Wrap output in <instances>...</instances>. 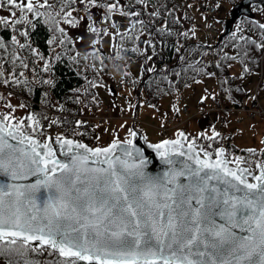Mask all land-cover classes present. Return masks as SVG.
<instances>
[{
	"label": "snow or ice",
	"instance_id": "snow-or-ice-1",
	"mask_svg": "<svg viewBox=\"0 0 264 264\" xmlns=\"http://www.w3.org/2000/svg\"><path fill=\"white\" fill-rule=\"evenodd\" d=\"M60 3L57 11L50 0H0V9L8 11V15H0V27L25 38L22 42L16 34L11 35V52L8 42L0 39L4 54L0 56V84L29 86L25 71H18L34 72L27 58L20 55L19 50L25 48L43 62V72H50L51 62L27 39L29 29L41 19L54 33L48 43L58 48L74 45L68 28H79L83 22L97 37L92 40V55L101 64L102 50L97 46L103 36L113 40L119 37L113 45L116 59H124L121 51H141L135 42L145 33L149 39L144 43L155 54L153 32L148 29L154 27L162 12L150 0H129L126 6L122 0ZM146 10L149 19H141ZM95 11H100V22L107 26L97 27ZM117 14L129 20V27L123 31L114 20ZM258 27L264 30V23ZM155 32L173 34L166 20ZM179 35L187 37L188 33ZM129 41L134 46L125 49L123 44ZM250 42L264 51V43ZM146 52L144 49L141 54ZM79 56L76 53L72 61L78 63ZM241 56L247 57V51L229 59ZM52 59L61 60L55 48ZM8 63L11 69L5 68ZM146 70L154 71L151 67ZM193 70L205 72L204 67ZM248 71L245 63L240 75ZM206 74L215 75L210 71ZM40 82L52 84L51 79ZM7 107L8 112H0V173L12 180L42 176L32 184L0 183V258H6L7 264H40L30 254L44 253L57 257L47 264H264V163L256 164L259 173L255 174L241 166L245 163L242 158L230 159L224 148L213 153L208 150L211 145L197 147L194 139L179 132L176 139L148 144L165 166L161 174L152 175L147 171L150 157L134 143L137 133L131 128L126 129L128 138H114L107 147L92 148L58 136L57 143L69 156L64 162L51 143L25 135L22 128L26 120H17L12 115L15 108ZM27 123L31 133L44 135L35 114L28 115ZM201 136L212 141L220 133L213 130L210 136ZM41 188L50 192L42 204L36 197Z\"/></svg>",
	"mask_w": 264,
	"mask_h": 264
},
{
	"label": "trees",
	"instance_id": "trees-1",
	"mask_svg": "<svg viewBox=\"0 0 264 264\" xmlns=\"http://www.w3.org/2000/svg\"><path fill=\"white\" fill-rule=\"evenodd\" d=\"M209 1L210 0H201V3L206 4ZM230 1L231 3H234L236 0ZM50 2L54 4L55 9L58 11L61 6L60 0H50ZM128 2L129 0H126L125 6ZM150 2L153 7L159 6L162 12L161 17L156 18L154 27L148 29V31L153 32V43L156 45L155 54H153V49L144 43L145 40L149 39L146 33L143 35L144 41L142 44L138 41L135 42L138 44L141 51L136 53L131 51H124V53L121 52V56L124 57L123 60L115 58L117 50L114 47L112 50L111 48L106 50L100 39V43L97 47L102 50L103 64H101L100 59H97L92 55L94 51L93 46L91 50L86 52L83 50H75V53H70L66 48H59L58 53H61V60L57 61L52 59V61H50L51 70L50 72L45 73L42 70L43 62H39L37 57L32 55L30 51L25 48L19 50L20 55L27 58L26 62L29 63L30 69H34V72L38 71L39 80L31 79L30 72L32 71L27 70L28 73L25 74V76L30 82L29 86L13 85L12 87L26 94V97L30 100L34 110L44 109L45 111V105L52 103V100L46 99V92L44 93L45 86H48L52 91L53 97L58 98V103H56L54 108H52L53 106L50 107L52 110H56L54 115L50 112L47 114L48 123H52V121H56V123L63 122L64 124L62 128L66 133L69 132L78 137L80 136L89 139L90 135L96 133L97 128H95L96 124L88 125L87 121L89 118L88 115L85 114L88 111H99L98 109L101 108L100 104L102 103V97L97 91V86L92 87L91 83H97L98 81L109 82V76H114V74L110 73L118 71L117 74L127 83L132 84L138 92L143 89L146 94L145 100L148 103L153 104L164 94L178 93L179 87L184 86L191 80L213 70V63L210 60L207 61L208 59L205 58L208 49V41H202L197 38L196 35L193 36L192 33L194 32V27H187V23L189 20H192L194 16L192 13L186 11V6V9H183L185 10L184 14H177V8L180 3L181 5H185L187 1L150 0ZM138 7L139 6H137V8ZM261 7L262 2L258 0L251 2L252 11H256L257 9L260 10ZM41 11H43V9H41ZM141 19H149L147 10L144 12ZM165 20L167 21V26L173 33L172 35H160L155 32V29L160 28ZM226 21L227 19L224 17L220 24V26H222L220 33L221 37L215 44V47H217L218 50L217 63L220 64V67H217V69L219 80H221V86L228 92V101L238 103L239 97L246 93V89L243 87L242 77L248 74L251 70L256 69L259 71L261 68H263L264 75V51L257 49L255 45L250 42L255 41L257 44L264 43V30L258 27V25L263 22L253 14L241 13L235 18V20L231 21L232 26L227 30ZM102 25L103 24H98L97 22V27H101ZM29 31L30 37L27 38L28 42H30L32 47L36 48L46 59H48V56L50 53L52 54L53 49V46L50 45L48 41L54 35V33L50 31V26L45 24L43 19H41L40 22L36 23V27L34 29L30 28ZM182 32H187L188 36L184 37L179 35V33ZM233 33L236 34L235 37L232 35ZM13 34L19 36L18 33L13 32L12 29L0 27V39H4L8 42L10 45L9 52L13 50L10 39ZM68 34L71 35L69 32ZM240 36H243L244 40H240ZM19 39H21L22 42L25 41L24 37H19ZM95 39H97L96 36ZM118 41L119 37H117L116 40H113L114 44ZM245 41H248V43ZM123 46L125 49H131L134 44L129 41L125 42ZM177 48H180L179 52H177ZM144 49H147V52L141 54ZM245 51L248 53L247 57L241 56L237 59H229V57L236 56L237 53H243ZM76 53H80L78 63L71 59ZM125 53L127 54L124 55ZM3 55V52H0V56ZM85 55L88 56V59L86 60L83 58ZM147 56H152L156 63L155 66L151 67L154 69L152 72L146 70L148 68ZM133 57L143 60V68L140 75L134 74L129 69V59ZM181 57H184V59L182 60ZM5 58L7 59L8 57ZM233 61H238L240 64V69L239 71L237 70V72L232 71L228 66L230 65V62ZM245 63L248 65L249 71L241 76L240 74L241 71L243 72ZM92 65H94V67ZM117 65H119L118 68ZM189 65H192V67H189ZM200 67H204L205 72L197 74L193 69ZM18 71H25V69H18ZM176 73H180V75L178 76ZM87 74H91L92 76L87 78ZM47 78L52 80V84H44L40 82ZM46 110L49 111L48 109ZM27 115H29V113ZM77 121H81L82 123L77 125ZM45 123L46 119L42 122V125H45ZM103 123H106V121ZM24 128L31 131V128L29 129L26 126ZM228 129V132H233L234 127L229 126ZM218 132L220 133V137H217L212 141L202 137V133L197 136L196 140L205 146L211 145L210 148L212 149L223 141L227 143L229 147L231 146L230 143H233L234 149L238 148V150L242 149L243 151H248L250 149V147L249 149L244 146L239 147L238 143L232 140V133H229L228 136L223 131L219 130ZM228 138H231V142H229L230 140ZM254 150L253 153H260V159L264 160V146L261 150H257V148ZM41 256L42 255L36 254L34 259L40 261V264H44V262L47 264V262L50 261L47 257L44 260H41Z\"/></svg>",
	"mask_w": 264,
	"mask_h": 264
},
{
	"label": "rangeland",
	"instance_id": "rangeland-1",
	"mask_svg": "<svg viewBox=\"0 0 264 264\" xmlns=\"http://www.w3.org/2000/svg\"><path fill=\"white\" fill-rule=\"evenodd\" d=\"M215 1V0H214ZM123 4H126V0H122ZM236 2V1H235ZM216 3L219 5H222L221 7H218L217 10L213 12H207L206 8L204 6L199 5L197 0H191L187 4L190 5V9L192 10L194 14V18L192 20H189L187 23V27H194V32L196 33V37L201 39L202 41L208 40V31H214L213 28H207L205 26H202V23L209 24L208 21L215 20L217 22V25L222 23V19L224 17L226 19L231 16L233 3H231L230 0H216ZM186 7L184 5H179L177 8V14L182 15L185 13ZM189 12V11H187ZM190 13V12H189ZM253 15L257 17L261 22L264 23V3H262V7L257 9L256 11H252ZM0 15H8L7 9H0ZM100 11H95L94 16L98 22V24H101L100 22ZM114 20L119 24L120 30H123L125 28H128L129 26V20L126 17H121L119 14H117L114 17ZM232 23V22H231ZM231 25V24H230ZM66 28L68 26L62 25ZM107 25H102L101 27H105ZM232 26V25H231ZM68 32L71 34L70 37L75 41L74 45H69L66 47V49L70 53H75V50H83L88 51L92 48V40L95 39V35L92 33H89L87 31L86 26L84 23H81V26L76 29L68 28ZM58 34V33H57ZM56 34V35H57ZM139 34V33H138ZM78 37H82L83 39H78ZM219 39H220V32H219ZM19 38V36H18ZM216 38V37H215ZM219 39L217 41H219ZM143 35L140 38L139 43H143ZM213 42V39L211 40ZM216 41V42H217ZM102 45L106 50L113 49V39L110 36H103L101 38ZM215 42V43H216ZM53 49L55 48L56 52L59 51V48L56 47V44H52ZM71 48L72 50H69ZM213 55L212 60L214 62V65L217 64L218 58H217V47L211 46ZM52 49V50H53ZM64 49V48H63ZM74 51V52H73ZM124 53V51H121ZM125 53L124 55H126ZM48 60L52 61V54L50 53L48 56ZM148 68L153 67L156 65L154 59L148 60ZM209 61V59L207 60ZM42 62V61H39ZM19 62L17 61V64ZM230 65L232 71L237 72V70L240 69V64L238 61L230 62ZM262 66V65H260ZM11 64L8 63L5 65L6 69H11ZM115 67V66H114ZM143 68V60L137 59V58H130L129 59V69L136 75H140L141 70ZM116 69V68H115ZM117 70V69H116ZM118 72V71H117ZM117 72L110 73L114 74L116 76H120L117 74ZM242 72V71H241ZM27 70H25V74H27ZM39 73L38 71L30 72V78L39 80ZM92 75L87 74V78H90ZM260 77V70H251L242 77V83L244 89L247 91L248 98L244 97V100H248V107H251V110L246 109H231L228 110V113L226 114L224 118L225 127H234L233 129V136L234 140L238 143V145H242L244 147H247L249 149H256L261 150L264 146V108L261 107V105L264 106V86H260V89L257 93V99H259V102L255 106L253 105L252 98L256 96V90L255 85L259 82ZM109 78H112V75L109 76ZM24 79L21 77V80ZM49 79V78H47ZM97 86V91L99 95L102 97V100H107V103L112 107V111L115 113H119L121 108H126V111L133 110L132 106V100L137 103V100L139 99V94L141 95V103L140 107L138 109V113L140 116H142L143 121L142 125L145 127V131L148 135V137L152 139H159L160 137H163L166 135L162 134L160 132V124H162L166 117V113L169 111H175L179 114H181L184 118L182 124L185 128H187L191 134H196L197 132L203 130L205 132H212L213 130L217 131L216 129V123H214L215 119L216 121L220 117V112L218 108L216 107V102L220 100L221 91L219 92L220 95L217 98V100H214V94L218 92V81L216 80V76H208L206 73L204 75H201L194 80H191L186 86L185 91L188 92L187 101L190 103V113H192L190 116H185L181 110L180 105L182 104L183 100L182 97L179 96L177 93H168L164 94L157 103H147L145 100V92L142 89L140 92L132 86V84H129L127 82H124L123 86L115 88L112 85V82H105V81H98L95 83ZM46 92V99L52 100L51 104L45 105V108L48 109L47 111L45 109L40 110H34L33 106L30 103V100L27 99L26 94L22 93L18 89H14L12 86H6L3 84H0V97H3L4 99H0V105H4V107H0V112H8L9 108L7 105H12L15 108V111L12 112V115L18 119H25L27 120L28 113L29 114H35L37 119L40 120V125L43 128V133L45 134L47 124H49L50 129L54 131L55 133H62L63 130V122H57V123H48V112H50L52 115L56 112V110H52L50 107L56 105L58 103V98H54L52 95V91L48 86H45L44 93ZM11 93V95H8ZM243 100V99H242ZM20 104H24L25 107L21 108L19 107ZM261 104V105H260ZM205 106L210 107L211 110L209 111H200L199 107ZM111 110V108H110ZM188 114V113H185ZM51 115V116H52ZM241 115V118L238 120L236 117ZM45 125H42V122L45 121ZM128 120H126L124 117H116L112 119L109 123H107L108 127L110 129H106L105 125H97V133L93 137L90 135L89 140L92 142H97L98 144H104L109 142V137L114 134H125L127 133L126 129H128ZM121 125H124V127H121ZM30 127L28 126V123L24 125V127ZM177 129L175 128L173 130V133L175 134ZM229 131V129H227ZM170 133V131H168ZM202 133V132H201ZM43 136V135H42ZM122 136V135H120ZM231 146H228L227 151L229 154H231L233 157H240L247 161V163L253 165L256 167L257 160L260 159V153H253L249 151H243L242 149L238 150V148L234 149L233 143H230ZM256 147V148H254ZM216 148V147H215ZM214 148V149H215ZM262 160V159H261ZM31 258L33 260L36 254H30ZM47 257L48 260L53 261L57 259L55 256H49L48 253H44L41 256V260L45 259ZM0 264H7L6 258H0ZM45 264V262H44Z\"/></svg>",
	"mask_w": 264,
	"mask_h": 264
},
{
	"label": "water",
	"instance_id": "water-1",
	"mask_svg": "<svg viewBox=\"0 0 264 264\" xmlns=\"http://www.w3.org/2000/svg\"><path fill=\"white\" fill-rule=\"evenodd\" d=\"M252 1H255V0H238V1L234 2L233 8H232V12H231V16H230L228 22H230L231 20H234L235 17H237L241 13H245V12L251 13L250 2H252ZM259 1L264 3V0H259ZM227 25H228V29H229V26H230L229 23H227ZM12 123H16V121H12ZM131 127L137 133V137L133 138L134 139V143L136 144L137 147L142 148L144 150L145 154L150 157V161L151 162L149 164V167H148L147 171L150 174H152V175L161 174L165 170V166L160 163L159 158L155 155V151L153 149L149 148L148 144L159 143L161 140H164V139H176L177 138V134L179 132H183V133H185L186 136L189 137L187 130H185L184 128H180L178 130V132H176L175 135L167 136L165 138H160V139H157V140H155V139L152 140L149 137H147L145 132H144V130L140 126H137L133 121H132ZM22 131L25 133V135H28V134L34 135L35 138L37 140H39L41 143H44V142L51 143L52 148L56 152V156L61 161H64V162H67L69 160V156L64 154V151L61 150L60 144L57 143L56 138L58 136H63L64 138L72 139L74 141H77V142H80V143H83V144H87L89 147H92V148H95V147H107L113 140V139H111L110 142H107V143H104V144H102V143L98 144V143L88 142L87 140H84V139H80V138L78 139L77 137H75L72 134H68V135L67 134H64V135L57 134L56 135L52 131H49V130H48V132L46 133V135L44 137H41L37 133L34 134V133H31V132H28V131L24 130L23 128H22ZM48 138H51V139L49 140ZM119 139L120 140H124L125 138H119ZM190 139H193V138H190ZM9 142L12 143V144H17V141H11L10 140ZM186 143H187V141H185V144ZM196 145H197V147L204 146V145H201V144H199L197 142H196ZM18 146L25 147L26 145H18ZM221 147L225 149L227 156L230 159H232L231 155L228 154V152H227L226 144L222 143V144L219 145L218 148H221ZM208 150L213 152L210 149H208ZM117 154H119V153H117ZM257 163H264V161L263 162L262 161H258ZM241 166L250 168L251 170H253V172L255 174L259 173V169L258 168H254V167L250 166L249 164H247L246 162L243 163ZM40 178H42V176L41 175H37V176H29L27 179L12 180L9 176H6L3 173H0V183H3V184H8V183H13V184H32V183H35V181L37 179H40ZM249 179H251V178L249 177ZM49 194H50V192H49L48 189L41 188L40 191L36 193V197H37L38 202L42 204L43 201L47 198V196Z\"/></svg>",
	"mask_w": 264,
	"mask_h": 264
},
{
	"label": "bare ground",
	"instance_id": "bare-ground-1",
	"mask_svg": "<svg viewBox=\"0 0 264 264\" xmlns=\"http://www.w3.org/2000/svg\"><path fill=\"white\" fill-rule=\"evenodd\" d=\"M237 18V17H236Z\"/></svg>",
	"mask_w": 264,
	"mask_h": 264
}]
</instances>
